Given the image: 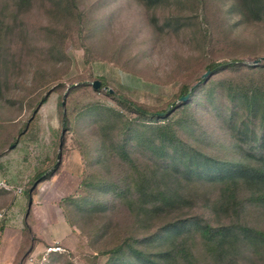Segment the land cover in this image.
Masks as SVG:
<instances>
[{
  "label": "rangeland",
  "instance_id": "374dc122",
  "mask_svg": "<svg viewBox=\"0 0 264 264\" xmlns=\"http://www.w3.org/2000/svg\"><path fill=\"white\" fill-rule=\"evenodd\" d=\"M8 2L0 175L25 189L0 188V264H144L139 250H163L167 264H264L243 243L221 261L198 227L204 217L264 227V208L231 205L219 175L188 169L218 174L224 160L264 154V143L250 151L264 109V59L253 62L264 56V0ZM231 58L241 61L201 79ZM250 88L255 116L240 100ZM169 185L179 193L164 204L157 192ZM173 223L185 225L164 238Z\"/></svg>",
  "mask_w": 264,
  "mask_h": 264
},
{
  "label": "trees",
  "instance_id": "16d2710c",
  "mask_svg": "<svg viewBox=\"0 0 264 264\" xmlns=\"http://www.w3.org/2000/svg\"><path fill=\"white\" fill-rule=\"evenodd\" d=\"M13 5H23L27 0H10ZM256 3H260L261 0H252ZM19 3V4H18ZM8 4H10L8 2ZM10 4V6H12ZM6 20L0 19V36L1 32L5 31L3 27V23ZM10 23V21H7ZM6 28L9 30L13 26L11 24H7ZM1 45V44H0ZM239 59L231 58L229 60H219L213 61L208 66L210 72L219 71L220 69L229 67L233 64H238ZM201 79L205 80V77ZM197 84L192 86L191 88H186L182 95L189 94L187 99H181L187 101L191 99L192 95L195 93L197 89ZM180 96V98H181ZM259 93L256 92L253 88L247 90V96L244 98H240V100L246 104L249 112H251L254 116L258 113V104L257 97ZM123 101L134 105L142 112H146L147 109H144L141 105L136 103L133 100L128 98L121 97ZM236 99V97H233ZM43 101H46V97H44ZM264 106V102H263ZM175 108V105L172 106L165 112L162 111L160 113H169ZM229 116L234 114V109L232 108L227 112ZM226 113V114H227ZM248 126L247 123L243 122V127ZM253 135V145L250 151H252L256 146H262L264 143V109L261 114L260 128L252 129ZM256 140H258V144H256ZM223 164L218 165L216 167L217 173L214 171L204 168L202 164L197 163L195 166L192 165L188 169L200 174V173H209L214 175L213 177L220 176L219 178L213 179H221L223 183H225V193L223 198H225L231 205H235L237 208H241L244 206V203L250 202L251 204L258 206L259 208H264V154H255L249 152L248 154H243L236 159L224 160ZM167 165H170V162H167ZM50 174V173H49ZM43 175V174H42ZM173 186L169 185V188L166 186L162 189L159 188L158 194H161L164 199V204L168 201L169 196H175L179 193L178 188H172ZM235 188H237V192L235 193ZM169 195V196H168ZM185 221V220H182ZM185 225V224H184ZM184 225H179L178 223H173L169 225L165 232L164 238H168L172 232L177 231L183 227ZM201 236L212 246L213 251L217 252L219 259L225 260L235 257L237 251L241 245V243L245 244V247L251 248L255 253H264V227L262 226H254L248 222L239 223H224L220 225H213L209 218L204 217V221L200 222L198 225ZM182 231V230H181ZM180 231V232H181ZM183 252L187 254V258H189V251L186 248H182ZM140 259L144 264H167L164 261V252L163 250H158L153 253L152 251H148V253L139 250ZM22 264V262H21Z\"/></svg>",
  "mask_w": 264,
  "mask_h": 264
},
{
  "label": "built area",
  "instance_id": "2783aa9c",
  "mask_svg": "<svg viewBox=\"0 0 264 264\" xmlns=\"http://www.w3.org/2000/svg\"><path fill=\"white\" fill-rule=\"evenodd\" d=\"M0 188L4 189V190H8V191H12L14 193H22L25 189L24 185H20V184H13L7 180H5L4 178L0 177ZM4 217V211L0 210V220H2V218ZM61 249L60 244L58 245H53V246H49L48 251H58ZM46 257V255H44Z\"/></svg>",
  "mask_w": 264,
  "mask_h": 264
},
{
  "label": "water",
  "instance_id": "95a60500",
  "mask_svg": "<svg viewBox=\"0 0 264 264\" xmlns=\"http://www.w3.org/2000/svg\"><path fill=\"white\" fill-rule=\"evenodd\" d=\"M262 59H264V56L257 57L253 62L254 63H259ZM209 73H210V69H208L206 72H204L203 75H202V77H206ZM101 85H102V81L100 79H96L93 82V86L96 87V88L100 87ZM109 90L112 91V88H109ZM188 96H189V94L182 95L180 99H187ZM64 103L65 102H63V104ZM12 146H14V144H12Z\"/></svg>",
  "mask_w": 264,
  "mask_h": 264
},
{
  "label": "crops",
  "instance_id": "0c3cea01",
  "mask_svg": "<svg viewBox=\"0 0 264 264\" xmlns=\"http://www.w3.org/2000/svg\"><path fill=\"white\" fill-rule=\"evenodd\" d=\"M0 177L5 178V177H3V176H1V175H0ZM5 179H6V178H5ZM6 180H7V179H6ZM7 181H9V180H7Z\"/></svg>",
  "mask_w": 264,
  "mask_h": 264
}]
</instances>
